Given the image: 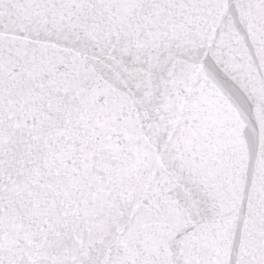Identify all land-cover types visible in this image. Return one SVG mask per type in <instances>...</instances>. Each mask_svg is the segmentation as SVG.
Returning <instances> with one entry per match:
<instances>
[{"label": "snow or ice", "instance_id": "6c2138e0", "mask_svg": "<svg viewBox=\"0 0 264 264\" xmlns=\"http://www.w3.org/2000/svg\"><path fill=\"white\" fill-rule=\"evenodd\" d=\"M0 264H264V0H0Z\"/></svg>", "mask_w": 264, "mask_h": 264}]
</instances>
